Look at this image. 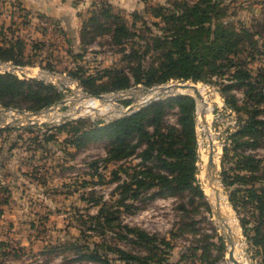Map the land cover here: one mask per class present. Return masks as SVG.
<instances>
[{"label": "rangeland", "instance_id": "rangeland-1", "mask_svg": "<svg viewBox=\"0 0 264 264\" xmlns=\"http://www.w3.org/2000/svg\"><path fill=\"white\" fill-rule=\"evenodd\" d=\"M173 1L0 0V40L17 36L26 44L24 64H19L26 68L25 72L14 69L11 62L2 72L24 79H39L52 84L60 93L57 101L37 110L0 104V264H111L117 254L107 250L108 245L146 255L147 249L124 238L127 226L142 228L168 240L169 246H161L153 256L154 264H231L230 246L223 228L228 221L233 230L234 256L238 263H260L262 255L245 235L239 214L231 206L221 181L226 137L236 128L239 117L247 116L243 109L234 110L225 103L221 88L232 84L229 91L238 97V105L246 104L245 86L231 76L234 67L240 65L251 72L256 85H261L258 72L264 69V0H217L224 12L223 22L230 27L248 28L252 35L249 41L240 43L238 54L232 56L236 66L225 68L207 81L184 80L205 86L210 98L209 130L217 136L221 146L217 180L212 181L214 189H219L220 208L226 217L221 222L214 215V202L208 197L205 179L200 174L197 148L201 122L195 98L196 177L205 197L191 200L188 193L165 192L137 202L139 208L127 210L121 206L118 210L113 204L117 197L116 182L112 181V170L117 164L104 160L109 148L108 138L94 139L82 132L90 124L102 125L121 117L119 111L107 110L106 116H100L92 113L95 110L88 113L82 110L86 116L72 118L68 110L76 103V86L70 89L64 76L57 80L58 86L48 80L49 74H65L78 79L80 84L82 79L86 82L83 83L86 88L81 84L84 91L93 95L116 92L134 84L154 86L184 82L169 77L147 85L144 76L151 66L158 68V77L165 75L161 61L168 46L158 44L152 36L160 35L164 39L170 34L172 25L158 13H170L175 6ZM103 2L120 18L92 19ZM122 21L131 29L127 37L111 31L120 27ZM106 28L111 29L110 32ZM135 70L141 77L139 83L135 82ZM41 71H45L44 75H40ZM123 75L130 83L125 87L115 83L117 77ZM59 85L65 90L60 91ZM92 90L98 93L90 92ZM136 93L140 95L139 91ZM176 93L193 96L189 91L177 90ZM113 100L120 102V99ZM29 103L31 101L20 104ZM57 104L59 107L55 110ZM256 109L263 110L258 113L264 117V102ZM35 111L39 114H23ZM170 118L172 120L173 115ZM259 153L264 157V149ZM124 162L134 165L138 160L133 157ZM225 165H229L227 161ZM104 202L112 205L109 210L119 219L114 220L115 230H104L102 234V228H89V223ZM182 203L184 209L180 207ZM240 211L248 214L246 209ZM86 245L96 247L111 261L82 258L80 255L87 251Z\"/></svg>", "mask_w": 264, "mask_h": 264}, {"label": "trees", "instance_id": "trees-1", "mask_svg": "<svg viewBox=\"0 0 264 264\" xmlns=\"http://www.w3.org/2000/svg\"><path fill=\"white\" fill-rule=\"evenodd\" d=\"M173 2L175 6L170 9V13H158L172 25L170 34L164 39L160 35L152 36L158 44L168 46L161 61L165 75L158 77V68L151 66L144 74L146 84L169 77L182 81H207L225 68L236 66L237 62L232 56L238 54L240 43L249 41L248 37L252 35L249 29L226 25L222 20L224 12L217 0ZM106 4L103 2L101 10L91 18L106 16L119 19L120 16L110 12L108 6L105 7ZM119 26L112 30L106 28V31H115L126 37L131 35V29L125 21ZM25 45L17 36L1 39L0 59L23 65ZM234 68L231 76L239 80L238 84L245 86L246 104L238 105V97L229 91L232 84L223 85L221 94L230 108L243 109L247 116H240L236 128L229 131L226 137L221 161V181L231 206L239 214L245 235L262 255L259 264H264V157L259 153L260 149H264V117H260L258 113L263 110L256 109L260 102H264V69L258 72L261 76V85L258 86L247 68L242 65ZM134 74L135 82L139 83L141 77L136 70ZM81 82L83 86L86 83L82 79ZM115 83L121 87L130 84L125 75L117 77ZM90 92L98 93L95 90ZM59 98L60 93L52 84L0 72L1 105L37 110L51 105ZM27 101L31 103L26 106L20 104ZM80 122L83 123L84 120ZM195 122L194 97L178 93L106 124L88 125V129L82 132L85 136H93L94 139L108 138L109 148L104 160L117 164L112 170V181L116 182L117 197L113 204L118 210L121 206L127 210L139 208L137 202H144L147 196L151 198L165 192L171 195L188 193L191 200L205 197L196 177ZM133 157L138 162L126 165L124 161ZM226 161L229 164L227 166ZM111 206L107 202L102 203L98 213L91 217L89 228L96 230L100 227L102 234L104 230H115L114 220L119 219V216L109 210ZM180 207L184 209L183 203ZM241 208L246 209L250 217L242 214ZM123 236L144 250L147 249L146 255L108 245L107 250L117 254V259L111 264H154L153 256L157 255L161 246H169L165 237L150 234L139 227L127 226ZM85 248L87 251L80 255L82 258L111 261L96 247L86 245Z\"/></svg>", "mask_w": 264, "mask_h": 264}, {"label": "built area", "instance_id": "built-area-1", "mask_svg": "<svg viewBox=\"0 0 264 264\" xmlns=\"http://www.w3.org/2000/svg\"><path fill=\"white\" fill-rule=\"evenodd\" d=\"M8 65H9L8 61L0 60V72H2L5 68H8ZM12 65L14 64H11V66ZM44 72L45 71H41L40 75H44ZM49 76L50 77L48 78V80L56 86H58L57 80L61 76H64L66 80L69 82L68 87L70 89H73L76 86V91H77L76 93L77 98L75 99L76 103L73 106H71L68 110V114L72 118H79V117H84L87 115L86 113L82 112V110H84L86 106V102L90 98L95 100L97 103V106H96L97 109L95 110V112H92V113H96L100 116H106L108 114L107 110L117 109L119 111L118 113L120 114V116L128 115L125 113L128 107H130L131 105L137 106L134 109V112H135L139 110L140 108L150 104V103L147 104L150 95H152V93H149V92L152 91L153 89H160V87H165V85H168V84H163V85L160 84V85H154V86H144L140 84H134V85L129 86L126 89L117 90L116 92L112 91L111 93H102L101 95L103 97L99 98L96 96H92L86 91H84L79 80L74 77H66L65 74H62V75L49 74ZM59 87H60V91L65 90V89H62V86L59 85ZM133 91H139L140 95H133L132 93ZM176 94L177 93L175 92L173 95H170V96H174ZM113 95H116L114 99H120V102H114L113 100L112 106L110 108L101 111L100 108H103L106 105L104 102L107 101L108 97H111ZM140 96H143V97H140ZM140 105H143V106L140 107ZM58 107H59V104L55 106V110ZM100 112H104V113H100Z\"/></svg>", "mask_w": 264, "mask_h": 264}, {"label": "bare ground", "instance_id": "bare-ground-1", "mask_svg": "<svg viewBox=\"0 0 264 264\" xmlns=\"http://www.w3.org/2000/svg\"><path fill=\"white\" fill-rule=\"evenodd\" d=\"M195 85L197 86V88L199 89V91L201 93V97L200 98L198 97L196 99V101H197V110H198V113L200 115L199 119H200V122H201V135H200V138L198 140V148H197L198 149V155H199L200 174H201V177L205 179V186H206L208 197L211 199V201H213L215 203L217 196H219L216 193L218 191V189L216 187L214 189V182H212L213 180H215V174H212L211 172H208L206 170V164H207V161H208L209 153H210V151L213 150L214 153H215L214 161H215L216 165H218V161H219V157H220V151H221V146H220L219 142L216 139L217 136L215 137V135L209 130V123H208L209 122V117H208V114L211 112L212 106H211L210 101H209L210 98L207 95V92L205 90V86H203V85H201L199 83H195ZM169 86H170L169 84L165 85V88L168 89ZM181 90L182 91L192 92L191 89L190 90L181 89ZM160 91H161L160 89H153L149 93H152L153 95H156V94H159ZM135 92L136 91L132 92L133 95H138V93L135 94ZM113 99H114V95L111 96V97H108L107 98V103L104 106V108L103 109L100 108L101 111L110 108L112 106ZM96 106H97L96 101L90 98L86 102V106L84 108V112H87V111H90V110H96L97 109ZM201 115H202V119H201ZM207 184H210L212 189H209ZM219 198H220V205H221V196H219ZM222 209H224L223 206H222ZM228 222L230 223V221H228ZM229 226H230V228L232 230L231 223L229 224ZM223 228L225 229V231H224L225 233L228 232L226 227L223 226ZM232 232H233V230H232ZM231 235H233V233ZM231 264H233V263L231 262Z\"/></svg>", "mask_w": 264, "mask_h": 264}, {"label": "water", "instance_id": "water-1", "mask_svg": "<svg viewBox=\"0 0 264 264\" xmlns=\"http://www.w3.org/2000/svg\"><path fill=\"white\" fill-rule=\"evenodd\" d=\"M12 67L14 69H17V70H20V71H25V67L23 66H20V65H12ZM165 87H160V93L159 94H156V95H150L149 99H148V103H152L154 101H157V100H161V99H164L170 95H173L175 92H177V90H181V89H184V90H192L193 92V96L195 99H197L198 97L200 98L201 97V93L199 91V89L197 88V86L195 85V83H191V82H176V83H171L170 86L168 87V89H166ZM165 90V91H164ZM92 96H96V97H99V98H102L103 96L101 94H96V95H93V94H90ZM143 105H140V107H142ZM135 105H131L130 107H128V109L125 111L126 114H130L131 112H134V109H135ZM26 116H28L29 114H32V115H38L39 114V111H35L33 113H24ZM1 116V114H0ZM30 119V118H29ZM37 123L39 124L40 122L37 121ZM213 147V146H212ZM214 151H210L209 153V156H208V161H207V164H206V170L208 172H211L212 174H215V179L217 180V165L214 161ZM218 188V187H217ZM218 195H219V189L217 191ZM206 194V193H205ZM220 196V195H219ZM219 196H217L216 198V202L214 203V215L220 220H225L226 217L222 214L221 212V208H220V198ZM226 229L228 232H226V239H227V243L229 244L230 248L228 250V258H229V261L232 262L233 264H239L238 263V260L235 258L234 256V240H233V236L231 235L232 234V230L229 226L228 223H226L225 225Z\"/></svg>", "mask_w": 264, "mask_h": 264}]
</instances>
